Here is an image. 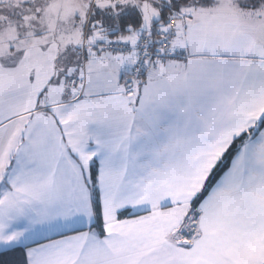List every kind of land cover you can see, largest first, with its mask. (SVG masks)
<instances>
[{
    "label": "snow or ice",
    "instance_id": "1",
    "mask_svg": "<svg viewBox=\"0 0 264 264\" xmlns=\"http://www.w3.org/2000/svg\"><path fill=\"white\" fill-rule=\"evenodd\" d=\"M0 264H264V0H0Z\"/></svg>",
    "mask_w": 264,
    "mask_h": 264
}]
</instances>
